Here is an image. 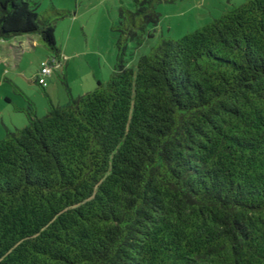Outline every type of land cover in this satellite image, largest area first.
Wrapping results in <instances>:
<instances>
[{
    "label": "trees",
    "instance_id": "trees-1",
    "mask_svg": "<svg viewBox=\"0 0 264 264\" xmlns=\"http://www.w3.org/2000/svg\"><path fill=\"white\" fill-rule=\"evenodd\" d=\"M172 1L121 7L111 78L0 141V264H264V0L126 66ZM54 32L0 0V41L61 62Z\"/></svg>",
    "mask_w": 264,
    "mask_h": 264
},
{
    "label": "rangeland",
    "instance_id": "rangeland-1",
    "mask_svg": "<svg viewBox=\"0 0 264 264\" xmlns=\"http://www.w3.org/2000/svg\"><path fill=\"white\" fill-rule=\"evenodd\" d=\"M30 1L55 26L56 44L66 57L62 66L54 60L53 75L48 77L44 91L36 74L40 63L53 60V54L39 37L24 35L0 41V141L8 130L27 125L30 102L36 106L39 118L47 113L48 99L55 105L68 104L64 80L74 89L75 97L93 91L98 80L107 82L120 54L119 34L113 27L120 21L121 7L133 9L132 0ZM247 1L173 0L159 4L160 22L148 28L141 46L129 42L124 57L126 66L136 68L139 58L151 53L162 41L180 39Z\"/></svg>",
    "mask_w": 264,
    "mask_h": 264
},
{
    "label": "built area",
    "instance_id": "built-area-1",
    "mask_svg": "<svg viewBox=\"0 0 264 264\" xmlns=\"http://www.w3.org/2000/svg\"><path fill=\"white\" fill-rule=\"evenodd\" d=\"M54 61L50 59L44 60L40 63L39 69L36 74V81L39 85L43 87L48 86V77L51 76L52 71L54 70L55 65Z\"/></svg>",
    "mask_w": 264,
    "mask_h": 264
},
{
    "label": "crops",
    "instance_id": "crops-1",
    "mask_svg": "<svg viewBox=\"0 0 264 264\" xmlns=\"http://www.w3.org/2000/svg\"><path fill=\"white\" fill-rule=\"evenodd\" d=\"M61 56H62L61 62H59V61H57V60H55V59H53V60H51V61H54V60H55V61H56V64H57L58 66H62V65H63V59H65V57H66V56H64V55L62 54V51H61ZM52 75H53V74H52ZM52 75L50 76L51 78H52ZM70 90H71V93L73 94V90H74V89L70 87Z\"/></svg>",
    "mask_w": 264,
    "mask_h": 264
}]
</instances>
